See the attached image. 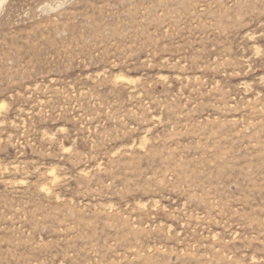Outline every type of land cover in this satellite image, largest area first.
Returning a JSON list of instances; mask_svg holds the SVG:
<instances>
[{"label": "rangeland", "instance_id": "374dc122", "mask_svg": "<svg viewBox=\"0 0 264 264\" xmlns=\"http://www.w3.org/2000/svg\"><path fill=\"white\" fill-rule=\"evenodd\" d=\"M0 264H264V0H7Z\"/></svg>", "mask_w": 264, "mask_h": 264}, {"label": "bare ground", "instance_id": "6f19581e", "mask_svg": "<svg viewBox=\"0 0 264 264\" xmlns=\"http://www.w3.org/2000/svg\"><path fill=\"white\" fill-rule=\"evenodd\" d=\"M6 1H7V0H0V10H1L3 4H4Z\"/></svg>", "mask_w": 264, "mask_h": 264}]
</instances>
